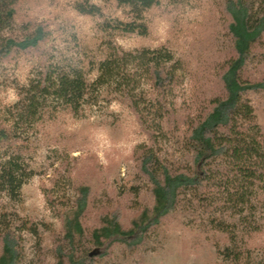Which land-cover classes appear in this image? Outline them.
<instances>
[{"label":"rangeland","instance_id":"374dc122","mask_svg":"<svg viewBox=\"0 0 264 264\" xmlns=\"http://www.w3.org/2000/svg\"><path fill=\"white\" fill-rule=\"evenodd\" d=\"M87 1L100 9L97 14L85 15L76 9ZM15 9L11 24L0 28V40L23 36L38 23L48 27L50 38L41 50L0 63V123L12 125V107L21 91L48 62L82 67L93 79L108 44L125 50L169 51L173 57L169 64L176 65L175 82L164 95L140 72L137 76L147 95L144 115L157 131L156 142L134 108L118 98L84 106L78 113L50 108L33 126L20 125L22 137L17 145L34 173L16 200L0 193V216L15 225L26 222L38 231L18 228L25 250L22 264H52L53 249L64 231L61 213L73 204L79 187L87 186L91 193L83 219L88 234L105 214L119 213L122 224L129 227L154 204L151 185L138 168V146H154L175 166L189 161L185 145L189 124L222 90V67L232 54L230 19L224 0H160L138 19L146 25L142 35L115 28L120 21L135 18L117 0H15ZM107 24L111 28L105 30ZM254 53L246 75L261 80L264 44ZM158 99L173 111L171 120L159 116L163 108ZM245 100L264 135V91L249 92ZM4 150H0V162ZM233 186L216 189L212 198L202 201L186 196L181 210L149 232L143 245L134 250L115 245L95 264H231L233 256L226 259L223 255L225 246L244 252L242 262L257 264L264 255V188L255 191L251 206L240 213L236 202L229 199L230 191H236ZM221 221L231 234L213 228Z\"/></svg>","mask_w":264,"mask_h":264},{"label":"trees","instance_id":"16d2710c","mask_svg":"<svg viewBox=\"0 0 264 264\" xmlns=\"http://www.w3.org/2000/svg\"><path fill=\"white\" fill-rule=\"evenodd\" d=\"M117 2L129 7L135 18L130 22L120 21L115 28L143 35L146 25L138 19L160 0ZM224 5L230 19L228 32L232 39V54L222 67L221 92L213 96L189 124L185 139L189 161L175 166L163 159L154 146H138V168L151 185L154 204L152 208H145L129 227L122 224L119 213L105 214L101 224L88 234L83 219L91 193L89 187H79L73 204L61 213L64 231L53 249L52 264H95L118 244L130 250L137 249L145 243L149 232L181 210L186 196L202 201L212 198L216 189L229 190V185H234L232 188L236 191H230L229 199L235 201L234 206L243 213V208L251 206L255 191L264 188V135L255 121L253 108L245 100L249 92L264 91V79L246 75L254 51L264 44V0H224ZM76 9L85 15H95L100 10L88 1L78 4ZM15 12V0H0V28L11 24ZM104 28L107 30L111 25ZM49 38L50 30L44 23L34 24L23 36L2 38L0 63L16 55L41 50ZM107 46L108 53L96 63L98 73L93 79L89 78V70L82 67L48 62L40 66L35 77L23 88L20 99L12 107L14 122L12 125L0 123V150L5 149L0 162V193L16 200L27 178L33 175L22 147L17 145L22 137L20 125L33 126L50 108L64 107L78 113L84 106L118 98L134 108L149 129L151 140L156 142L157 131L144 115L147 95L140 89L137 76L140 72L153 89L164 95L176 79V65L169 64L173 58L171 53ZM96 66L93 63L92 67ZM157 101L163 108L159 116L171 120L173 111L162 99ZM14 219L19 220L16 216ZM221 223H216L213 228L231 234L228 225H224V221ZM18 228H29L38 233L26 222L15 225L8 223L4 215L0 216V264H22L24 261L25 250ZM234 238L232 236L230 242L233 243ZM92 248L99 249L100 253L90 256ZM223 249L226 259L233 256L231 264H246L242 262L244 252H233L230 249L234 248L229 246ZM257 264H264V255Z\"/></svg>","mask_w":264,"mask_h":264},{"label":"water","instance_id":"95a60500","mask_svg":"<svg viewBox=\"0 0 264 264\" xmlns=\"http://www.w3.org/2000/svg\"><path fill=\"white\" fill-rule=\"evenodd\" d=\"M99 253H100V250L99 249H95V250L90 252V256L98 255Z\"/></svg>","mask_w":264,"mask_h":264}]
</instances>
